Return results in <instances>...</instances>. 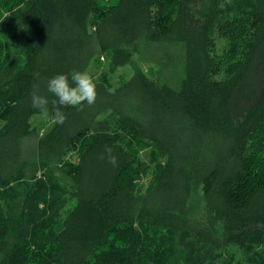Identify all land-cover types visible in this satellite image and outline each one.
I'll use <instances>...</instances> for the list:
<instances>
[{"label":"trees","instance_id":"trees-1","mask_svg":"<svg viewBox=\"0 0 264 264\" xmlns=\"http://www.w3.org/2000/svg\"><path fill=\"white\" fill-rule=\"evenodd\" d=\"M101 56L131 74L32 108ZM0 264H264V0H0Z\"/></svg>","mask_w":264,"mask_h":264},{"label":"rangeland","instance_id":"rangeland-1","mask_svg":"<svg viewBox=\"0 0 264 264\" xmlns=\"http://www.w3.org/2000/svg\"><path fill=\"white\" fill-rule=\"evenodd\" d=\"M144 58L142 60V66L145 70H148L149 68L156 69L157 71L164 69L166 73L164 74L166 81L170 80V84L174 87L179 85L178 77L181 74V52L179 47H167L163 48L161 46L155 45H147L144 49L143 53ZM102 71H106L109 73L110 81L113 83V85H117L119 82L120 77H127L132 72V67L130 65H126L123 67H119L112 72L108 71V65L105 58L101 56L100 62L92 63L87 73L91 77L98 76ZM168 77L169 80L166 78ZM52 121V117L49 116L46 113H42L39 115H36L32 118V125L37 128L38 133H42L50 124ZM35 138L31 137L26 140V145L33 144ZM152 149L151 147H146L140 151L141 154V160L144 161L147 164H151V157H152ZM70 158L72 160L76 159V156L74 154L70 155ZM149 177H144L142 182H147Z\"/></svg>","mask_w":264,"mask_h":264},{"label":"clouds","instance_id":"clouds-1","mask_svg":"<svg viewBox=\"0 0 264 264\" xmlns=\"http://www.w3.org/2000/svg\"><path fill=\"white\" fill-rule=\"evenodd\" d=\"M71 80V83H69ZM47 91L55 99L49 101L47 96L33 91L31 94V106L36 110L43 111L49 103L52 104L57 124H63L66 115L62 111L66 107L82 108L85 104L91 106L96 101V85L92 77L84 71L73 70L68 74L59 73L47 81ZM110 152L109 148L105 149ZM110 162L115 165L116 159L110 156Z\"/></svg>","mask_w":264,"mask_h":264}]
</instances>
